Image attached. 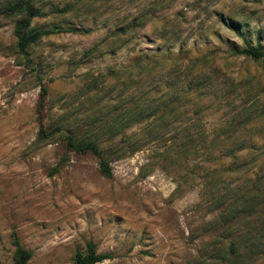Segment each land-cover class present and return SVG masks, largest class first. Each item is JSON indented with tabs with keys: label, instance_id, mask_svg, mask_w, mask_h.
Returning <instances> with one entry per match:
<instances>
[{
	"label": "rangeland",
	"instance_id": "374dc122",
	"mask_svg": "<svg viewBox=\"0 0 264 264\" xmlns=\"http://www.w3.org/2000/svg\"><path fill=\"white\" fill-rule=\"evenodd\" d=\"M41 5L50 13L32 26L86 32L21 52L15 19L0 16V264H15L17 244L32 252L27 264H73L89 243L108 256L94 264H264V61L226 51L264 47V0ZM160 100L171 105L167 117L135 121L139 106ZM108 124L121 130L103 135ZM66 129L102 155L115 145L104 154L110 176L91 151L67 148ZM231 142L249 148L221 188L209 171Z\"/></svg>",
	"mask_w": 264,
	"mask_h": 264
},
{
	"label": "trees",
	"instance_id": "16d2710c",
	"mask_svg": "<svg viewBox=\"0 0 264 264\" xmlns=\"http://www.w3.org/2000/svg\"><path fill=\"white\" fill-rule=\"evenodd\" d=\"M42 0H11L3 5L0 6V16L1 17H11L15 19V25L13 29L14 36L16 38V46L17 49L21 52H25L31 45L34 43L38 42L40 39H42L45 36L49 35H55V34H60V33H77V32H86L84 30H77L76 28L72 27H62L60 25H53L52 27L49 28H40V27H35L32 26V20L35 17H44L47 16L49 12L42 11V5H41ZM71 9L69 5H65L61 7L60 9H53L51 12L58 13V14H64L68 12ZM144 23V19L139 18V23H136V19L133 21H130L127 23L126 27L122 28L119 30L121 34H130L133 32L137 27L141 26L140 24ZM115 34H118L115 33ZM105 41L108 40V36L105 37ZM226 51L228 52L229 55L231 56H244L247 59L251 60H262L264 61V47L256 44H252L248 41H245L242 45V47H238L236 45H227ZM202 57L200 58V60ZM140 60V59H139ZM203 60V59H202ZM143 61L137 63V66H142ZM195 64V59L191 60V62H187V72H188V77L193 73L191 66ZM193 77V76H192ZM192 82H188V87H192ZM197 88L201 90L204 88V85L202 84V81H199L196 85ZM46 93V88L43 86L42 87V94ZM201 95V94H200ZM146 109H141L139 106L137 108V113L135 114L136 116V122H140L142 120H146L151 118L152 116H155V119L153 120H159V119H164L165 117L168 116V114L171 113V105H168L165 103L163 100H160L158 103H155L154 105L146 106ZM148 110V112H147ZM113 124H108V125H103V135L108 134V133H115L116 131H120L121 129H113ZM114 130V131H113ZM67 136H66V146L67 148L71 150H76V151H91L95 155H97L100 158V167L101 171L104 175L110 176L111 175V168L108 164V161L105 157V152L107 151H113L115 148V145H110V146H103V155H102V150L100 147L92 140H84L83 138L78 137V135L74 134L73 131L70 129H66ZM40 135L43 138H47L50 133L46 131L44 126L41 125L40 129ZM191 141L192 139H189L188 141L185 142L184 144V152L188 153L190 152L191 148ZM231 142L230 145L225 147V149H221L220 151V159H215L214 160V167L212 171H209V179H214L216 175L221 177L219 179V186L221 188H227L231 186L230 178L227 179V177H224L226 173H237L240 174L241 168L240 166L237 165V158L236 153L238 154L240 151L244 149H248V146H245L244 144ZM252 148L253 146L250 145ZM228 154H231L228 159V161H225V158L228 156ZM223 176V177H222ZM205 179L204 181V187L206 188H213L214 183L213 180ZM260 178L256 179V182L254 183V186L260 185ZM245 186V185H243ZM243 206L247 207L249 206L250 202L252 199H248L246 195H243L241 197ZM226 200V199H225ZM225 202V201H222ZM232 204L229 207V215H234V211L232 210ZM15 264H27L30 257L32 256V252L29 250H26L22 248L19 244H17L16 252H15ZM108 258L107 255L97 253L95 250V246L93 243H89L87 246V252L86 253H80L77 252L74 256V261L73 264H94L97 262H100L104 259Z\"/></svg>",
	"mask_w": 264,
	"mask_h": 264
}]
</instances>
